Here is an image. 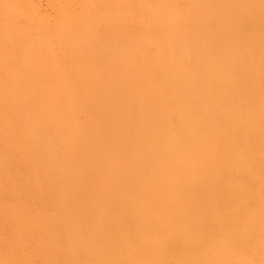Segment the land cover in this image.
Masks as SVG:
<instances>
[{
  "label": "bare ground",
  "instance_id": "obj_1",
  "mask_svg": "<svg viewBox=\"0 0 264 264\" xmlns=\"http://www.w3.org/2000/svg\"><path fill=\"white\" fill-rule=\"evenodd\" d=\"M0 264H264V0H0Z\"/></svg>",
  "mask_w": 264,
  "mask_h": 264
}]
</instances>
